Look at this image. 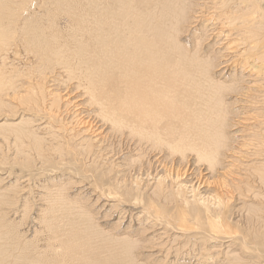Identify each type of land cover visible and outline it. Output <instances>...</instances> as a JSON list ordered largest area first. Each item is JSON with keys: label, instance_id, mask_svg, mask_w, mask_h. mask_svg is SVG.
Masks as SVG:
<instances>
[{"label": "bare ground", "instance_id": "6f19581e", "mask_svg": "<svg viewBox=\"0 0 264 264\" xmlns=\"http://www.w3.org/2000/svg\"><path fill=\"white\" fill-rule=\"evenodd\" d=\"M0 264H264V0H0Z\"/></svg>", "mask_w": 264, "mask_h": 264}, {"label": "rangeland", "instance_id": "374dc122", "mask_svg": "<svg viewBox=\"0 0 264 264\" xmlns=\"http://www.w3.org/2000/svg\"><path fill=\"white\" fill-rule=\"evenodd\" d=\"M230 84H232V85H234V86H233L232 88L229 87L228 90H230V89H231V90H234V88L236 87V85H235L236 83H232V82L228 81V82H227V85H230ZM227 85H226V86H227ZM240 110H242V111L244 110V111H245L244 108H243V109H240ZM240 116H241V115H240ZM244 149H245V148H244ZM244 149H243V151H244ZM30 183H32L33 185L30 184ZM30 183H29V187H33V188L35 189L34 185H36V182H35V181H32V182H30ZM29 187H28V188H29ZM243 190L245 191V189H243ZM31 213H32V212H31ZM235 227H237V226H235ZM235 227H234V229H235ZM236 229H237V228H236ZM238 229H241V226H239Z\"/></svg>", "mask_w": 264, "mask_h": 264}]
</instances>
